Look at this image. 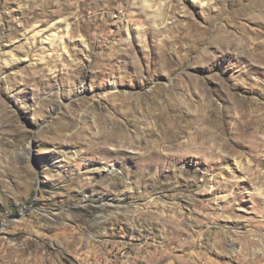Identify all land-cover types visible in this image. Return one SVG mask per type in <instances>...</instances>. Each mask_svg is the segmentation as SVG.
<instances>
[{
	"label": "rangeland",
	"instance_id": "1",
	"mask_svg": "<svg viewBox=\"0 0 264 264\" xmlns=\"http://www.w3.org/2000/svg\"><path fill=\"white\" fill-rule=\"evenodd\" d=\"M0 264H264V0H0Z\"/></svg>",
	"mask_w": 264,
	"mask_h": 264
},
{
	"label": "bare ground",
	"instance_id": "2",
	"mask_svg": "<svg viewBox=\"0 0 264 264\" xmlns=\"http://www.w3.org/2000/svg\"><path fill=\"white\" fill-rule=\"evenodd\" d=\"M143 1L145 2V0H143ZM202 136H203V135L199 134V136H197V139H193V140H197V141H198V144H199V146H203V145H204V143H205V142H204V141H205V138H204V137L202 138ZM198 139H202V141H203V142H202V141H201V142H199V140H198ZM186 145L190 146V144H189V143H186ZM151 154H152V153H151ZM153 154H154V153H153Z\"/></svg>",
	"mask_w": 264,
	"mask_h": 264
}]
</instances>
